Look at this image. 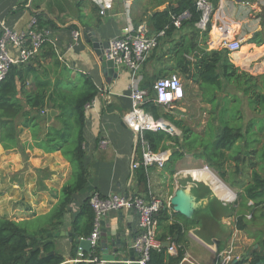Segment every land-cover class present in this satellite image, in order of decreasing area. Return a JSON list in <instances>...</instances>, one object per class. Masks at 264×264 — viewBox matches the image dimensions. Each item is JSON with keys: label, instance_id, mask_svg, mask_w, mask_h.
<instances>
[{"label": "crops", "instance_id": "0c3cea01", "mask_svg": "<svg viewBox=\"0 0 264 264\" xmlns=\"http://www.w3.org/2000/svg\"><path fill=\"white\" fill-rule=\"evenodd\" d=\"M211 1L214 11L207 28L208 39L202 40L201 35L206 30L197 27L200 38L195 43L198 48L227 49L222 40L224 34H230L232 30L229 38L240 39L242 48L238 51L229 50V61L240 71L262 81L264 45L247 42L257 31H264V0ZM111 3V7L102 12L99 5L91 0H0V22L7 26L22 29L33 15H40L51 29V37L35 58L40 73L47 74L55 81L67 67L72 71L71 74L78 71L89 74L99 88L95 103L86 110L84 145L85 166L89 172L87 186L92 184L93 190L104 196L113 193L152 194L163 202H168L179 187L193 194L197 206L192 218L168 206L170 219L162 221L158 227L161 235L167 233L166 226L169 224L177 222L181 225L187 245L180 264H214L218 253L224 250L232 252L235 263L240 260L251 261L258 256L263 258L264 131L261 139L260 130L264 128V115L254 117L256 113L261 115L264 109L258 105L255 110L247 103L240 105V100L236 102L240 99L239 93H244L224 78L219 87L205 84L196 69L187 73L180 70L172 73L171 51L180 37L190 32L187 28L177 29L171 35L160 38L158 46L150 52L137 75L140 87L146 89L147 81L156 75L169 77L175 74L180 77L184 97L168 105L158 103L166 106L165 110L176 122H180L175 124L169 119H160L164 126L162 129L177 136L176 143L167 142L170 147L165 151L170 153V157L174 151L179 155L174 160L169 157L170 160L163 167L141 166L133 169L132 164L141 155V148L137 132L123 120V115L132 108L129 94L133 73L124 66L117 73L114 68L105 66L93 42H87L85 34L97 33L99 37L95 38L105 45L109 39L121 36L129 24H134L144 26L146 32L152 35L155 31L151 16L155 11L167 8L168 3L159 5L158 0H112ZM73 30L81 32L78 41L72 34ZM242 33L245 34L243 37ZM199 52L192 50L187 58L195 62ZM234 89L237 92H233ZM22 104L26 105L24 100ZM50 110L47 108L46 112L41 113L33 111L32 114H40L39 122L44 127H58L55 117L49 120ZM239 111L242 119L233 120V114ZM247 112H253L254 117H247ZM225 124L241 126L245 138L236 142L240 146L238 153L223 149L225 156L220 155L217 159L215 155V158L211 157L212 148L207 146L214 140L211 132H219ZM15 128L19 132L15 146L5 148L0 144V216L22 221L34 219L52 209L63 185L72 178V168L60 151L48 152L35 145L30 127L23 125L22 115L16 117ZM104 139L109 141L107 145H101ZM194 171L212 172L225 190L217 189L218 193L211 181L203 179L206 178L203 173L194 175ZM143 172L147 176L145 183L141 182ZM256 173L260 182L255 177ZM250 188L253 189V197H249ZM89 193H77L61 220L59 231L75 232L74 220ZM5 210L9 211L6 213ZM14 210H18V213ZM21 210L23 214H19ZM103 223V227L111 230L113 237L122 238L123 256H131L129 248H133L138 233L137 212H110ZM50 238L56 244L55 252L64 258L61 264H71L69 260L78 252L74 249L76 240L70 236ZM102 239L101 235L100 242ZM110 249L117 250L120 247L110 245Z\"/></svg>", "mask_w": 264, "mask_h": 264}, {"label": "trees", "instance_id": "16d2710c", "mask_svg": "<svg viewBox=\"0 0 264 264\" xmlns=\"http://www.w3.org/2000/svg\"><path fill=\"white\" fill-rule=\"evenodd\" d=\"M158 2L159 5L167 2L168 6L164 10L155 11L151 16L152 27L157 33L166 30V35H171L177 30L173 26L171 14L179 15L184 11L190 13V18L184 20L181 27L189 29L190 32L183 34L175 43L171 51L173 64L170 71L173 73L180 70L187 73L196 69L199 78L205 84H216L219 87L222 86V79L224 78L248 96L250 106L255 110L258 105L264 109V93L258 91L260 88L258 78L240 71L238 67L230 62L229 50L198 48L195 42L200 38L197 23L201 19V12L197 9L196 0H158ZM36 16L40 26H46L47 22L44 21L43 17ZM208 34V30L203 32L201 35L202 40L206 41ZM214 34H216V31H214ZM225 36L231 37L232 30L230 34ZM47 42L48 39L44 40L42 47ZM247 43H255L258 46L264 45V31H257ZM245 49L246 47L243 48V50ZM192 50H200L195 62L187 58ZM35 58L24 67L14 66L7 78L0 81V144H3L5 148L15 146L19 135L15 128V119L22 115L23 125L30 127L35 145L44 148L48 152L60 151L71 165L72 178L63 185L60 194L57 196L56 204L48 213L39 215L34 219L22 221L0 216V264H61L64 262V258L55 252L56 244L48 234L59 231L62 224L61 220L67 209L74 201L77 193L87 187L89 180V172L85 166L84 145L86 110L87 104L98 96L99 88L89 74L82 71L71 74L72 71L67 67L64 68V71L55 81H52L47 74L38 71ZM159 78L162 77L156 75L147 81L149 97L142 107L155 120L165 118L175 124H180L167 112L168 110H165L166 106L155 101L154 84ZM18 82L20 83V90L18 89ZM20 94L21 96H19ZM22 100L25 101V106L22 104ZM238 101L239 99L236 102ZM47 108L58 111L55 116V121L59 123L58 127L53 125L44 127L39 122L40 114H32L33 111L46 112ZM232 118L235 121L242 119L241 112H236ZM185 131L191 132L190 129H185ZM247 132H249V129ZM142 133L150 148L155 152L165 151L170 147L167 142L173 141L176 143L177 140L176 135L164 129L156 131L144 129ZM211 135L214 140H211L213 143L207 147L212 148L211 157L215 155L217 159L220 155L225 156L223 149L237 152L240 146L236 145V142L243 137L245 138L241 126L236 127L228 124H225L217 133L211 132ZM249 143H251L250 140ZM177 155H179L178 152L174 151L170 157L171 160H174ZM220 161L223 163V160ZM220 175L224 177L222 173ZM255 177L260 182L257 173ZM146 181L147 176L143 172L141 182L145 183ZM252 191V188L248 190L249 197H253ZM163 204L164 207L159 214L160 225L162 221L170 219L168 214L170 209L167 202H163ZM93 220L94 210L88 197L83 202L74 220L75 233L79 237H88L92 231ZM166 227L167 233L161 235L158 233V238L163 243L174 244L177 248L176 253H170L167 246L162 247L161 250H152L147 264H180L185 257L187 241L183 239L184 233L181 225L173 222ZM51 251L55 253L51 255ZM43 254L45 255L43 256ZM95 254H101L100 248L95 251ZM242 261L248 260H240L235 264ZM251 262L254 264L262 262L264 264V256L263 258L258 256ZM78 264L92 263L80 262Z\"/></svg>", "mask_w": 264, "mask_h": 264}, {"label": "built area", "instance_id": "2783aa9c", "mask_svg": "<svg viewBox=\"0 0 264 264\" xmlns=\"http://www.w3.org/2000/svg\"><path fill=\"white\" fill-rule=\"evenodd\" d=\"M99 5L101 11L111 7L112 0H91ZM197 9L201 12V19L197 23L200 30H207L211 21L214 5L211 0H196ZM172 23L176 29H180L184 20L190 18V13L184 11L181 14H171ZM226 31H224L225 33ZM51 29L47 26H40L38 17L33 15L27 26L22 29H15L0 22V81L7 78L14 66H26L31 63L39 54L44 40L51 37ZM76 41L81 37L79 30L72 32ZM166 35V30L148 34L142 25L129 24L121 36L113 37L107 41L103 56L113 61L119 68L127 67L132 71L129 97L132 101V108L123 115L125 124L137 132L138 145L141 148V155L132 164L133 169L141 166L163 167L170 157L168 151H153L143 137V130H159L164 126L160 120L155 118L143 109V104L149 97V91L140 87V80L137 75L138 69L147 60L150 52L155 49L161 37ZM226 35V34H224ZM223 46L230 51H238L242 48L239 40L224 37ZM154 96L157 103L170 104L175 100L184 97V89L180 77L173 74L169 77L159 78L154 84ZM95 103L93 99L87 108ZM161 122V123H160ZM108 140L101 141V145H107ZM89 202L94 210L93 227L88 237L80 239L89 240L91 250L89 252L78 251L77 255L69 260L71 264L87 262L92 264H110V261L103 258L102 253L96 255L95 251L100 248V237L103 222L110 212L136 211L138 214V233L133 243V255L120 257L114 260L121 264H147L152 250H161L165 246L158 238L159 214L164 207L163 201L152 194L148 196L138 194L113 193L102 195L93 190L89 193ZM231 198V197H230ZM167 206L171 207L170 200ZM170 253L175 254L177 248L174 244L168 245ZM87 253V254H86ZM214 264H235V257L230 250L218 253ZM239 264H254L251 261H242Z\"/></svg>", "mask_w": 264, "mask_h": 264}, {"label": "water", "instance_id": "95a60500", "mask_svg": "<svg viewBox=\"0 0 264 264\" xmlns=\"http://www.w3.org/2000/svg\"><path fill=\"white\" fill-rule=\"evenodd\" d=\"M262 12H263L262 15H264L263 7H262ZM85 37L87 39V42H90V41L93 42V46L98 52L99 56L101 57L103 64H105V66L107 67L109 66V67L114 68V70L117 73L119 71V67L115 63H113V61L108 60L105 56H103V53H104L103 46H107V43L104 45L103 42H101L99 38L96 39L95 37H99V36L95 32L89 33L88 35L85 34ZM97 48H100V50H98ZM55 115H57V110L51 109L48 112L49 120L53 119ZM90 182H92V179H90ZM93 189H94L93 185L90 184L89 186L82 189L81 193L86 194L88 192L93 191ZM170 202L175 212H178L187 218L193 217L194 211L197 206V200H196V197L193 194L187 192V190L184 187H179L175 191L174 195L170 199ZM103 226H105V223H103ZM101 235L103 239L100 242V248L102 249L103 258L109 260L110 264H121V263H115L113 261L120 259V257H124L123 254L121 253L122 249L124 248V242H122V238H120L119 236L113 237L111 230L106 227L102 228ZM48 236L49 237L70 236V237H73L77 242V245L74 248L76 251L89 252L91 250L90 241L86 239H80L79 235L72 231L61 230L58 232H50ZM110 245L114 247L119 246L120 249L111 250ZM168 245H169V242H165V246H168ZM129 249H130L131 255H133V248H129ZM54 253H55L54 251L50 252L51 255H53ZM44 255L45 254H43V256Z\"/></svg>", "mask_w": 264, "mask_h": 264}, {"label": "rangeland", "instance_id": "374dc122", "mask_svg": "<svg viewBox=\"0 0 264 264\" xmlns=\"http://www.w3.org/2000/svg\"><path fill=\"white\" fill-rule=\"evenodd\" d=\"M257 12H259V11H257ZM262 32V31H261ZM245 34H243L242 33V37L244 36ZM243 40H244V38H242ZM236 40H239L240 41V39H236ZM243 43L245 44L246 42L245 41H243ZM258 81V84H259V89H258V91L259 92H264V86H263V82H264V79L262 78V81H261V79H258L257 80ZM232 89V88H231ZM233 92H237L235 89L234 90H232ZM240 94V105L241 104H243V103H247V105L249 104V106H250V102H249V98L248 97H246L245 96V94H242L241 92L239 93ZM260 106V105H259ZM201 114V113H200ZM203 115V114H202ZM262 115H264V112L261 114V115H258L257 113H256V117H254V113L253 112H247V114H246V116L248 117L249 116V118H252V117H254V118H259V117H261ZM251 116V117H250ZM200 120H202V117L200 118ZM175 129H173V133H175ZM178 131V130H177ZM261 132H260V135H261V139H263V131H264V128L262 129V130H260ZM61 192V191H60ZM7 211H9V210H5V212L7 213ZM14 211H16L17 213H18V210H14ZM26 212V211H25ZM17 213H15V215L17 216L18 214ZM20 213H22L23 214V211L21 210V212H19V214ZM18 217V216H17ZM18 220H21V219H18Z\"/></svg>", "mask_w": 264, "mask_h": 264}, {"label": "bare ground", "instance_id": "6f19581e", "mask_svg": "<svg viewBox=\"0 0 264 264\" xmlns=\"http://www.w3.org/2000/svg\"><path fill=\"white\" fill-rule=\"evenodd\" d=\"M161 125H162V123H161ZM193 173H194V175L203 173V175L206 176V178H203V179H208V181H211L213 183V185H214L216 190L217 189L225 190V187L220 183V181L217 179V177H215L214 175L211 174L212 172L209 173L208 171H202V172L201 171H196V172L194 171ZM199 177H202V175H199ZM200 179H202V178H200ZM217 192L219 193L218 190H217ZM220 195L222 196V194H220Z\"/></svg>", "mask_w": 264, "mask_h": 264}]
</instances>
